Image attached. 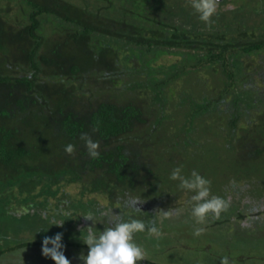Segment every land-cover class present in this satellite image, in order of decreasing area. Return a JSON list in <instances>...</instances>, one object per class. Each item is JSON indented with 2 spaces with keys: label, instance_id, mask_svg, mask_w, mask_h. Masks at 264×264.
Listing matches in <instances>:
<instances>
[{
  "label": "trees",
  "instance_id": "16d2710c",
  "mask_svg": "<svg viewBox=\"0 0 264 264\" xmlns=\"http://www.w3.org/2000/svg\"><path fill=\"white\" fill-rule=\"evenodd\" d=\"M259 2L248 8L253 14L240 1L232 10H217L208 25L191 0H0V258L23 249L32 256L43 234L65 237L50 217L66 225L80 219L89 208L81 201L85 194L113 201L114 192H134L160 169L145 151L160 143L157 132L177 153L191 152L178 164L170 161L173 169L183 166L186 177L192 170L206 179L216 172L220 150L214 147L206 150L212 157H203L204 164L187 159L196 156L193 147L203 148L209 132L224 136V152L242 151L239 162L260 159L264 0ZM83 133L100 142L98 159L89 157ZM69 143L76 146L72 155L64 151ZM68 186L79 191L70 193ZM17 206L27 209L17 215ZM246 211L230 208L207 227L213 235L227 229L234 238L252 233L251 224L237 225L252 222ZM255 226L256 258L264 259V224ZM79 229L72 235L83 237ZM25 230L35 240L18 241Z\"/></svg>",
  "mask_w": 264,
  "mask_h": 264
},
{
  "label": "rangeland",
  "instance_id": "374dc122",
  "mask_svg": "<svg viewBox=\"0 0 264 264\" xmlns=\"http://www.w3.org/2000/svg\"><path fill=\"white\" fill-rule=\"evenodd\" d=\"M239 1L240 6H245L247 8L244 12L248 14L253 12L251 11V9L253 10L254 3L252 0ZM254 1L255 7L256 3H262L259 2V0L258 2H256V0ZM238 2L235 3L232 0H219L217 10L220 12L232 10L236 8L239 4ZM249 7L251 8L250 10H248ZM260 7H262V4ZM256 12H258V10H256ZM168 59L171 60L172 57H167V60ZM211 82V80H208V88L214 87ZM155 135H160V138H162L160 143L150 145L145 149V151L148 153L149 157L154 158L157 165L158 163H161V165H159L160 169H158L159 172L158 170H155L154 175L146 176L144 178V182H139L136 185L134 192L128 191L127 188L124 189L122 195L118 192H114L113 201H111L110 198L106 197L104 194H96L94 192L85 194L84 197L81 198V201L84 203L88 202V212L92 211L98 214V210L107 207H116L118 202L122 204V202L129 197L138 196L144 199L145 202L142 205H139V207L148 215L140 214L139 216H136L132 214L133 218L149 221L154 220L157 227L160 228L161 235H149L147 232L136 233L134 236V242L137 245L142 246L144 249L146 254L145 259H149L156 263L220 264V259L224 257L226 253L232 264H264V259L256 258L255 226L256 221L258 224H264V155L260 158L261 160H254L252 163L239 162V159L243 158L240 156L242 151L240 153H233L231 151L224 152L221 147L227 146L224 136H219L221 133L215 135L210 132L204 137V144L201 145L203 148L200 149L198 147H193V149H191L194 151V154H196L194 157L196 160L191 157H187V159L195 165L204 164V159L211 160L210 157H212V155L206 151L208 147H214L215 151L220 150L215 154L220 156L217 158L218 165L216 166V172H214V174H211L210 172L207 173L209 175H207V178L211 181V193L230 201V207L227 211L235 206L237 211H243L246 209L247 211L244 215L252 220L251 223H248L247 219H242L237 223L239 226H250L251 224V226H253L252 233L241 234L239 238H234L232 237V233H230L231 231L228 232L227 229H224L223 234L213 235L211 234V231L213 230L211 227H213L212 225L215 219L209 215L204 222H197L196 218L192 216L190 205L187 204V201L192 195H194V193L181 189L179 187V183L170 179V175L173 170V168L170 167V161L173 160L174 163L178 164L177 162L182 159V156L185 157L191 152H188V154H185L184 151L182 153H177V150L174 151V147L172 148V142L163 138L162 135H165L164 132H157ZM203 157L204 159H202ZM157 180L158 185H156ZM150 184H155V192H153ZM144 186L148 189L146 193H143L142 191ZM67 189L70 193L79 191L77 186H68ZM17 208H19L16 210L17 215L24 213V211H26L25 209H27V207L24 208V206H17ZM169 208L181 209L182 211H180L179 214H174L168 219H163L159 212H157L155 217H153L156 209L167 211ZM119 211L123 214L125 220H127L130 210L126 207L113 209L114 213H118ZM47 213L48 212L44 210L40 211L41 215H45ZM232 218L230 217V223L232 224L231 227L233 229L236 224L234 221L235 218L231 220ZM98 219H102V221L106 224V218L98 216ZM50 220L52 223H60L63 221L62 219L52 217H50ZM70 225H72V228ZM70 225H66L65 223H63L62 226L53 225V229L57 230L60 228L62 229L61 231L66 232V236L63 237L62 240L70 243L76 242L82 245V247H77L79 248L77 251H75L74 248H69L68 246L64 247L63 251L65 256L71 261V264H83V261L79 259V256L81 253L85 256L88 253L87 245L82 242L86 233L82 234L83 238L77 235L73 236L74 234L72 232L73 230L77 231L79 228L90 226L91 222L86 221L83 217H81L80 219L73 220ZM207 225H210L211 229L208 228ZM103 227V224H96V228L100 231L103 230ZM196 229H203L200 236H195L193 234ZM45 236L51 237L52 235L49 233L45 235L43 234V236L38 238H44ZM235 236L238 237L239 234H236ZM14 237L15 235H12L10 237V241L13 240ZM230 237L233 239H230ZM16 238L18 241L22 242L30 239L35 240L36 237H33L31 232L25 230L22 233H19ZM10 244L14 245L13 242ZM39 249H36V251L33 250L32 256H28L18 250H13L14 254L12 251L10 252V250L6 251L4 252V256L6 257L0 258V264H54V261L48 257H44L41 253V248ZM24 256H28L29 259H26ZM137 264L143 263L137 262Z\"/></svg>",
  "mask_w": 264,
  "mask_h": 264
},
{
  "label": "clouds",
  "instance_id": "9594fccd",
  "mask_svg": "<svg viewBox=\"0 0 264 264\" xmlns=\"http://www.w3.org/2000/svg\"><path fill=\"white\" fill-rule=\"evenodd\" d=\"M219 0H191V7L199 14V19L204 23L211 25L212 17L217 13ZM97 131V129H93ZM80 139L84 141L88 155L92 159H98L100 156V142L93 140L88 133H83ZM76 146L67 144L64 151L68 155L74 154ZM183 166L174 168L171 172L170 179L178 180L181 189L193 192L187 204L191 207L192 216L197 222H204L211 215L214 219H219L222 212L230 207V201L213 195L211 193V181L200 175L196 170H192L190 176L186 177L182 174ZM145 202L141 197H129L121 203L118 202L116 207H107L98 210V214L92 211L82 215L86 221H90L91 225L79 229L86 231V236L82 241L88 247V253L85 256L80 254L79 259L83 264H137V262L145 260V251L142 246L134 242L136 233L147 232L149 235H161L160 228L157 227L154 220H141L133 218L132 214H143L139 205ZM126 207L130 210L127 220L119 211L114 213L113 209ZM181 209L169 208L167 211L156 209L153 217L159 212L163 219L171 218L174 214H179ZM63 215H70L64 212ZM101 218H106V224ZM63 222L52 225L62 226ZM103 224V230L96 228V224ZM203 229H196L195 236H200ZM63 233H56L54 236H45L42 240L41 253L44 257L50 258L54 264H71V261L64 254L65 245L62 243ZM24 249L21 251V253ZM20 253V256H21ZM22 259V258H21ZM220 264H232L227 256L220 259Z\"/></svg>",
  "mask_w": 264,
  "mask_h": 264
}]
</instances>
